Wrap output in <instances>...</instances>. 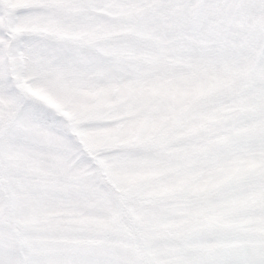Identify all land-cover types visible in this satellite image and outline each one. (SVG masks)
Returning a JSON list of instances; mask_svg holds the SVG:
<instances>
[{
  "label": "snow or ice",
  "instance_id": "1",
  "mask_svg": "<svg viewBox=\"0 0 264 264\" xmlns=\"http://www.w3.org/2000/svg\"><path fill=\"white\" fill-rule=\"evenodd\" d=\"M0 264H264V0H0Z\"/></svg>",
  "mask_w": 264,
  "mask_h": 264
}]
</instances>
